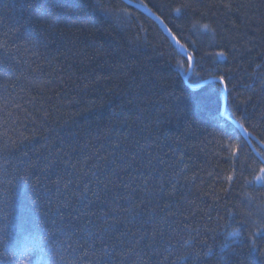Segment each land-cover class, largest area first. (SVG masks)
Returning a JSON list of instances; mask_svg holds the SVG:
<instances>
[{
    "label": "trees",
    "instance_id": "obj_1",
    "mask_svg": "<svg viewBox=\"0 0 264 264\" xmlns=\"http://www.w3.org/2000/svg\"><path fill=\"white\" fill-rule=\"evenodd\" d=\"M128 1L183 54L120 0H0V264H264V0Z\"/></svg>",
    "mask_w": 264,
    "mask_h": 264
},
{
    "label": "water",
    "instance_id": "obj_2",
    "mask_svg": "<svg viewBox=\"0 0 264 264\" xmlns=\"http://www.w3.org/2000/svg\"><path fill=\"white\" fill-rule=\"evenodd\" d=\"M123 4H125L126 6L133 8L141 13H143L145 16H147L148 18H150L154 23H156L160 29L162 30V32L165 34V36L169 39V41L172 43V45L177 49V51L181 54H183V48L176 42V40L172 37V35L170 34V32L167 30V28L164 26V24L155 16H153L149 10H147L146 8L130 3L128 0H120ZM192 72H193V62H191V68L190 71L187 75V77L184 80V83L186 86H188V81L190 79V77L192 76ZM210 84H220L223 87V104H222V110H221V115L222 117H224V113H225V107H226V90L225 87L223 86V84L220 83V81L217 80H210L207 81L205 83H203L202 85L198 86V87H191V90L193 91H197L202 89L203 87L210 85ZM230 124L236 129V131L244 138L249 139L253 142H255V140L237 123L230 121Z\"/></svg>",
    "mask_w": 264,
    "mask_h": 264
},
{
    "label": "snow or ice",
    "instance_id": "obj_3",
    "mask_svg": "<svg viewBox=\"0 0 264 264\" xmlns=\"http://www.w3.org/2000/svg\"><path fill=\"white\" fill-rule=\"evenodd\" d=\"M177 12H179V9H177ZM202 27H203V29H204V30L211 31V29L209 28V26H208V25H203ZM219 55L223 56L224 54H223V53H220ZM188 58H189V62H191V60H192V57H191V55H189V57H188ZM220 83H221V84H223V83H224V80H223V78H221V80H220ZM260 172H261V173H264V167H262V168L260 169ZM228 179H229V180H232V177H231V176H229V177H228ZM257 179H259V177H258Z\"/></svg>",
    "mask_w": 264,
    "mask_h": 264
},
{
    "label": "rangeland",
    "instance_id": "obj_4",
    "mask_svg": "<svg viewBox=\"0 0 264 264\" xmlns=\"http://www.w3.org/2000/svg\"><path fill=\"white\" fill-rule=\"evenodd\" d=\"M262 182H263L262 179H259L258 183H259L260 185L262 184Z\"/></svg>",
    "mask_w": 264,
    "mask_h": 264
}]
</instances>
